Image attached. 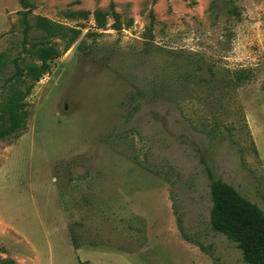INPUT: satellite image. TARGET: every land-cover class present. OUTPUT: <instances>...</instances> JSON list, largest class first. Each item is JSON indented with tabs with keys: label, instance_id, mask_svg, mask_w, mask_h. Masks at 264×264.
I'll list each match as a JSON object with an SVG mask.
<instances>
[{
	"label": "rangeland",
	"instance_id": "rangeland-1",
	"mask_svg": "<svg viewBox=\"0 0 264 264\" xmlns=\"http://www.w3.org/2000/svg\"><path fill=\"white\" fill-rule=\"evenodd\" d=\"M27 1L30 44L37 17L80 36L0 140V260L245 264L208 227L205 167L264 212V0ZM21 19L0 0V100Z\"/></svg>",
	"mask_w": 264,
	"mask_h": 264
},
{
	"label": "trees",
	"instance_id": "trees-1",
	"mask_svg": "<svg viewBox=\"0 0 264 264\" xmlns=\"http://www.w3.org/2000/svg\"><path fill=\"white\" fill-rule=\"evenodd\" d=\"M23 24L21 55L13 59L14 73L5 79V95L0 100V140L19 137L27 127L29 117L27 98L35 85L49 74L50 64L61 57L80 36V30L68 27L45 17H37L34 28L44 33V39L30 44L28 32L32 26L28 14L32 6L27 0H18ZM27 46H29L27 48ZM8 59L0 53V72L6 67ZM205 171L209 184L210 209L208 227L210 231L225 237L240 252L245 264H264V212L257 204L242 196L233 186L221 179H213L208 167ZM181 236L189 237L178 220ZM73 247H79L72 237ZM0 264H11L0 260ZM79 264H89L79 262Z\"/></svg>",
	"mask_w": 264,
	"mask_h": 264
}]
</instances>
